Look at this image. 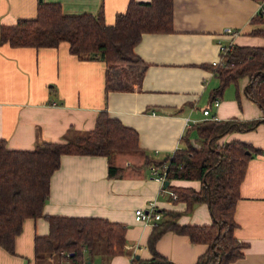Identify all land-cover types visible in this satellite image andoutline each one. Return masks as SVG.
<instances>
[{
	"label": "crops",
	"instance_id": "1",
	"mask_svg": "<svg viewBox=\"0 0 264 264\" xmlns=\"http://www.w3.org/2000/svg\"><path fill=\"white\" fill-rule=\"evenodd\" d=\"M39 1L0 0V24L34 17ZM43 1L59 3L66 14H95L102 8L105 23L111 24L129 0ZM258 7L257 0H173V30L145 32L134 46L147 63L140 88L134 91L106 94L104 61L80 59L69 52L66 42L43 47L0 44V138L8 148L32 149L38 140H72L92 129L96 113L103 109L138 133L140 150L111 155L110 162L117 168L114 175L109 173L107 156L63 154L50 177L45 214L97 217L125 225L122 252L87 254L85 264H130L131 257H151L152 225L134 221L136 207L152 203L161 218L163 211L178 212L179 224L212 222L206 202L187 210L185 201L162 191L147 162L185 146L186 138L196 136L193 126L210 116L259 120L256 127L229 131L218 142L237 139L263 149L252 152L239 185L234 235L245 246L243 255L229 264H264V115L244 93L247 77L215 96L219 79L212 69L220 45L230 38L235 45L264 46V35L251 34L264 29V22L250 21ZM227 28L236 34L231 37ZM205 108L209 115L203 114ZM169 183L195 190L200 184L197 179ZM48 229L45 218H26L15 237L14 253L0 246V264H73L62 251L35 257L34 237L46 235ZM206 248L205 243L191 242L187 235L170 230L155 243L158 253L180 264L194 263Z\"/></svg>",
	"mask_w": 264,
	"mask_h": 264
},
{
	"label": "trees",
	"instance_id": "2",
	"mask_svg": "<svg viewBox=\"0 0 264 264\" xmlns=\"http://www.w3.org/2000/svg\"><path fill=\"white\" fill-rule=\"evenodd\" d=\"M263 8L257 10L251 22H264ZM172 30L173 0H129L111 24L105 23L102 8L95 14H66L59 3L41 0L34 17L19 18L10 25L0 24V44L43 47L66 42L69 52L78 58L104 61L107 94L139 89L147 63L135 53L134 46L145 32ZM251 34L264 35V29L253 30ZM212 69L219 79L215 96L238 78L247 77L244 93L264 115V46L234 45L223 56L222 63L212 65ZM258 122L206 119L193 126L196 136L193 140L186 138L185 146L160 159L147 161L150 166L168 161L169 181L199 180L197 190L170 183L164 187L173 189L176 199L186 202L187 210L196 203L206 202L212 222L179 224L178 212L163 211L164 218L152 226L148 237L151 257H134V264H180L155 249L159 236L168 230L187 235L191 242L207 245L192 264H229L243 255L245 243L234 235L233 212L247 161L252 152L263 149L237 139L223 142L218 139L229 131L252 129ZM137 150H140L137 131L110 116L106 109L96 113L92 129L65 142L38 140L32 149H10L6 140L0 138V246L14 253L15 237L23 221L43 217L49 229L46 235L34 237L35 257L62 251L67 252L73 264H85V255L92 257L99 242L103 243L102 251L106 255L122 252L126 240L124 224L97 217L48 215L43 212V206L49 195L50 177L59 167L61 155L107 156L109 173L114 175L112 172L117 168L110 162L111 155Z\"/></svg>",
	"mask_w": 264,
	"mask_h": 264
},
{
	"label": "built area",
	"instance_id": "3",
	"mask_svg": "<svg viewBox=\"0 0 264 264\" xmlns=\"http://www.w3.org/2000/svg\"><path fill=\"white\" fill-rule=\"evenodd\" d=\"M259 2V7L258 9L260 8H263L262 6V0L261 1H258ZM263 11H264V8H263ZM226 33H228L231 37L233 35L236 34V31L235 30H232L231 28H227L225 30ZM234 43H233V40L232 38H230V40L226 43H223L220 45V57L218 60L216 61H213V65L216 66V65H220L223 61V56L231 51L234 47ZM214 104L217 105L218 104V101H214ZM203 114L204 115H209V110L207 108L203 109ZM210 118H214L213 116H210ZM187 126L186 127H189L190 124L189 123H186ZM167 167H168V161L162 163L161 165H151L150 166V175L151 177H153L154 179H156L157 181H159L161 183V189L162 191H165L168 193V195L172 198V199H176V193L173 189H169V188H165L164 186L166 185L165 182L168 181L169 183V180L167 179L166 177V170H167ZM133 218H134V221L135 222H138V223H144V224H150L152 226L156 225L158 223V221L161 219V213L157 210L154 209V205L152 203H150L147 208H144V207H136L133 211ZM66 255H68L66 253ZM133 258L134 257H131L130 259V264H134V261H133Z\"/></svg>",
	"mask_w": 264,
	"mask_h": 264
},
{
	"label": "rangeland",
	"instance_id": "4",
	"mask_svg": "<svg viewBox=\"0 0 264 264\" xmlns=\"http://www.w3.org/2000/svg\"><path fill=\"white\" fill-rule=\"evenodd\" d=\"M102 249H103V243H102V242L97 243V246H96V249H95V251H94V254H95L96 252H97V253H101Z\"/></svg>",
	"mask_w": 264,
	"mask_h": 264
},
{
	"label": "water",
	"instance_id": "5",
	"mask_svg": "<svg viewBox=\"0 0 264 264\" xmlns=\"http://www.w3.org/2000/svg\"><path fill=\"white\" fill-rule=\"evenodd\" d=\"M41 1V0H40ZM248 152V151H247ZM165 184H168V181L165 182Z\"/></svg>",
	"mask_w": 264,
	"mask_h": 264
}]
</instances>
